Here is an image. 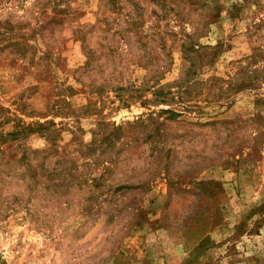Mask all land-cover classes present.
<instances>
[{
  "label": "rangeland",
  "instance_id": "obj_1",
  "mask_svg": "<svg viewBox=\"0 0 264 264\" xmlns=\"http://www.w3.org/2000/svg\"><path fill=\"white\" fill-rule=\"evenodd\" d=\"M24 126L0 264H264V0H0Z\"/></svg>",
  "mask_w": 264,
  "mask_h": 264
},
{
  "label": "trees",
  "instance_id": "obj_2",
  "mask_svg": "<svg viewBox=\"0 0 264 264\" xmlns=\"http://www.w3.org/2000/svg\"><path fill=\"white\" fill-rule=\"evenodd\" d=\"M155 94V96L156 97H159L158 99H157V101L158 102H162V103H164V102H166V96H163V94H165V93H163V94H157V93H154ZM124 101H126V100H124ZM168 111H170V110H168ZM171 112V111H170ZM172 113H174V115L175 116H177L178 114L177 113H175V112H172ZM20 130L21 131H12V132H6L5 134H1L0 135V137H6V136H13V135H23V134H25V133H27V132H30L32 129L31 128H28V127H26V126H24V127H21L20 128ZM26 164H27V166L29 165L30 166V164H29V162H26Z\"/></svg>",
  "mask_w": 264,
  "mask_h": 264
}]
</instances>
